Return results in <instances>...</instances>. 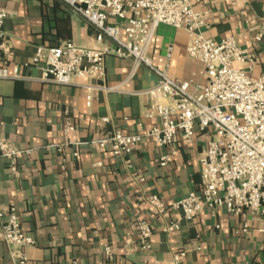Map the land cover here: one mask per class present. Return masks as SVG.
Masks as SVG:
<instances>
[{
	"label": "crops",
	"instance_id": "crops-1",
	"mask_svg": "<svg viewBox=\"0 0 264 264\" xmlns=\"http://www.w3.org/2000/svg\"><path fill=\"white\" fill-rule=\"evenodd\" d=\"M190 1L204 15V36L216 42L232 37L255 59L240 68L254 79L263 75L264 39L258 42L256 36L264 22V0ZM0 9L10 12L4 32L13 49L9 77L0 79V138L24 153L19 177L0 158V210L15 205L22 231L34 239L26 250L30 264H168L178 252L186 254L180 264H264V234H242L239 220L226 211H203L167 234L141 200L154 195L169 206L198 190L205 135L196 134L192 144L181 142L165 168L157 162L162 151L150 139L121 157L97 144L115 131L138 134V124L146 130L156 124L145 118L148 99L142 94L159 82L150 68L133 73V59L109 56L101 82H41L40 70L29 65L38 47L70 41L92 48L97 29L61 0H0ZM187 42L184 30L161 25L149 57L172 80L204 84L202 64L187 55ZM89 86L97 88L90 106ZM67 123L74 127L69 134ZM139 221L153 229L150 253L139 248ZM2 224L0 218V229ZM106 245L116 252L112 263L105 260ZM0 264H13L2 240Z\"/></svg>",
	"mask_w": 264,
	"mask_h": 264
},
{
	"label": "built area",
	"instance_id": "built-area-1",
	"mask_svg": "<svg viewBox=\"0 0 264 264\" xmlns=\"http://www.w3.org/2000/svg\"><path fill=\"white\" fill-rule=\"evenodd\" d=\"M61 1L97 29L96 44L80 47L69 41L58 47H38L29 65L40 70L41 82L61 86L71 85L76 78L101 82L109 56L131 58L133 73L146 66L159 78L155 87L142 93L148 99L145 118L156 124L148 130L138 124V134L115 131L97 142L102 150H109L115 157L130 155L147 138L162 151L157 162L165 168L177 155L181 142L192 144L198 133L208 138L199 160L197 191L169 206L154 195L141 199L150 206L151 219L163 223L162 232L179 231L182 220L192 222L203 211L224 210L239 220L242 234L248 235L251 230L264 234V74L254 79L240 68L244 64L252 66L254 57L232 37L220 42L205 37L204 15L193 10L190 0ZM9 15V11L0 9V79L9 77L8 63L13 61L12 45L4 32ZM161 25L187 32L186 53L202 64L204 84L172 80L166 70L153 65L149 49ZM263 39L264 22L256 36L258 42ZM95 89L87 87L88 106ZM100 89L111 92L117 87ZM73 130L67 123L66 134ZM23 155L0 138V158L10 164L14 177H19L18 162ZM0 218V240L9 247L13 264H30L26 250L35 241L22 231L15 205L0 210ZM153 234L148 222L137 223L142 252H151ZM126 245H131V240ZM194 246L197 248V243ZM115 253L104 246L107 263L115 260ZM185 256V252H178L168 264H180Z\"/></svg>",
	"mask_w": 264,
	"mask_h": 264
}]
</instances>
